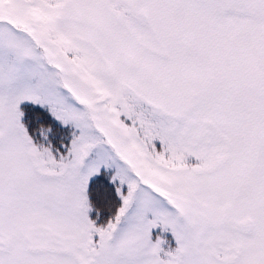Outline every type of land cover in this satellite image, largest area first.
I'll list each match as a JSON object with an SVG mask.
<instances>
[{"label": "snow or ice", "instance_id": "obj_1", "mask_svg": "<svg viewBox=\"0 0 264 264\" xmlns=\"http://www.w3.org/2000/svg\"><path fill=\"white\" fill-rule=\"evenodd\" d=\"M0 264H264V0H0Z\"/></svg>", "mask_w": 264, "mask_h": 264}]
</instances>
